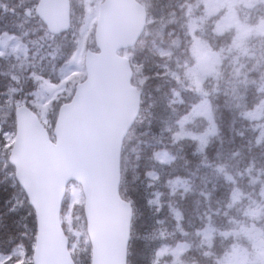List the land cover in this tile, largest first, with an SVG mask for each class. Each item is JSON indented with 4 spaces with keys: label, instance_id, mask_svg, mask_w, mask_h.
<instances>
[{
    "label": "trees",
    "instance_id": "trees-1",
    "mask_svg": "<svg viewBox=\"0 0 264 264\" xmlns=\"http://www.w3.org/2000/svg\"><path fill=\"white\" fill-rule=\"evenodd\" d=\"M70 1L71 26L55 35L34 13L30 17L20 13L23 8L33 9L37 0H0V40L9 36L5 49L0 50L1 132L14 131L18 104L38 113L32 103L34 91L42 81H55L57 68L65 67L76 50L85 8L81 9L78 0ZM138 1L147 11L144 31L134 46L120 51L128 57L132 83L141 91L140 111L124 138L120 162V193L133 208L127 264H165L158 251L178 242L187 244L181 264H222L229 238L220 233L237 227L238 220L249 219L246 210L252 199L261 198L264 187V132L260 133V121L247 115L264 100V38L253 39L247 55L243 49L226 47L231 37L228 32L206 35L213 47L223 49L224 61L215 76L196 88L188 72L194 63L188 18L191 13L200 14V0ZM258 4L264 10V4ZM249 13L240 11V21L248 16L252 24L262 12ZM205 29L200 25L195 34L204 35ZM87 38L86 46L94 48L93 28ZM14 42L24 50H10ZM73 73L65 81L60 100L46 112L43 121L50 132L59 105L70 99L75 84L85 76L83 70ZM202 93L210 100L217 133L203 151L196 152L194 139L178 134V121ZM206 124L199 117L185 129L198 132ZM5 143L0 133V264H32L35 215L8 162L11 143ZM177 177L187 183L185 190L170 186L169 181ZM237 189L241 194L234 201ZM65 209L64 205L61 218L66 231ZM71 212L83 231L79 251L71 246L72 235L66 231L71 254L76 264H90L83 203ZM176 212L181 214L178 219ZM208 225L214 236L211 247L202 235Z\"/></svg>",
    "mask_w": 264,
    "mask_h": 264
},
{
    "label": "water",
    "instance_id": "water-1",
    "mask_svg": "<svg viewBox=\"0 0 264 264\" xmlns=\"http://www.w3.org/2000/svg\"><path fill=\"white\" fill-rule=\"evenodd\" d=\"M35 13L50 33L70 26L69 0H38ZM146 19L137 0H102L94 31L97 51L85 52L86 77L59 107L54 140L29 107L15 108L8 159L35 212L33 264H75L60 223L70 181L79 183L84 195L90 264H127L132 207L119 193L120 155L139 112L140 91L131 83L129 60L118 50L136 43Z\"/></svg>",
    "mask_w": 264,
    "mask_h": 264
},
{
    "label": "rangeland",
    "instance_id": "rangeland-1",
    "mask_svg": "<svg viewBox=\"0 0 264 264\" xmlns=\"http://www.w3.org/2000/svg\"><path fill=\"white\" fill-rule=\"evenodd\" d=\"M78 0V4L81 9L85 8V14L81 18L80 27L77 30L78 39L76 50L73 51L71 57L64 62L68 64L65 67H58L56 72V80L53 82L42 81L37 91H34L32 103L40 114L41 119L46 118L47 111L51 109L55 103H57L62 97V93L65 90V81L67 77L73 72L84 71L83 57L86 49L89 48V44L86 46L90 29L93 28L98 14V6L101 0ZM201 9L200 14L197 16H191L188 21L189 33L191 34L190 52L194 56V63L189 67L188 72L191 77L192 84L196 88H201V83L204 79L215 76L219 65L223 64L224 57L221 53H224L223 49L217 46H212L210 41L206 39L212 35L223 34L228 32L231 35L230 41L226 45L229 50L234 49L238 51L243 49L247 55V51L250 53L251 43L256 37L264 38V10L261 9L257 3H250L243 0H200ZM2 8V6H1ZM241 9V10H239ZM259 9L260 14L257 15L254 23H250L251 17L248 20V16L243 21H240L238 13L250 14V11ZM10 8H7V12ZM21 10V8H20ZM196 12L198 8L195 7ZM20 13H24V8ZM217 18H216V17ZM214 17V23L212 20ZM203 26L205 34L197 36L195 30L199 26ZM229 29V31H227ZM232 29V30H231ZM9 36H4L3 40H0V50L5 49V43ZM245 46V47H244ZM219 47V48H218ZM18 43L14 42L10 45V50H17ZM24 50L23 48H19ZM247 50V51H246ZM224 55V54H223ZM226 57V55H224ZM220 66V67H221ZM70 78V77H69ZM69 81V80H68ZM81 81V80H80ZM79 82V81H78ZM247 115L256 119L261 126V132H264V100L261 101L253 110L249 111ZM202 117L207 121L205 128L198 132L186 130L187 124L192 123L195 119ZM178 134L181 137L193 138L196 147V152H201L205 149L207 144L210 142V138L214 137L217 133V125L214 121L213 114L211 111L210 100L205 93L200 95V100L194 104L191 109L184 114L178 121ZM1 128V127H0ZM4 138L5 144L12 143L14 132L4 131L1 132ZM162 153L164 161L169 162V157ZM170 186L173 189L187 188V183L182 178H174L169 181ZM261 198L258 201L251 200V204L246 210V215L249 219L245 221L238 220V226L225 230L220 234L229 238L227 250L224 253L222 264H264V187ZM240 191L237 189L234 193L233 200L236 201L240 198ZM83 203V195L81 189L77 184H70L69 191L66 196L64 205L65 217L67 222V230L72 235L71 246L81 250V242L83 237V231L78 229L76 219L71 216L72 207ZM179 212L175 213V217L180 218ZM261 220V223L258 221ZM85 221V220H84ZM86 233V231H85ZM203 240L207 246L211 247L213 244V229L209 225L202 231ZM185 242H178L175 246H164L158 251V255L162 259L165 258V264H181L180 255L186 248ZM3 258L0 255V260Z\"/></svg>",
    "mask_w": 264,
    "mask_h": 264
}]
</instances>
